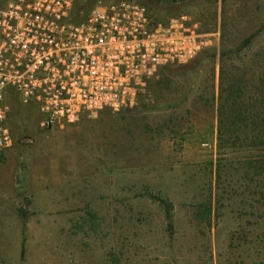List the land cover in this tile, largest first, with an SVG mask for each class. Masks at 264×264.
Returning a JSON list of instances; mask_svg holds the SVG:
<instances>
[{"label":"rangeland","instance_id":"374dc122","mask_svg":"<svg viewBox=\"0 0 264 264\" xmlns=\"http://www.w3.org/2000/svg\"><path fill=\"white\" fill-rule=\"evenodd\" d=\"M163 6L149 8L157 20L187 15L219 34L202 56L253 33L245 59L264 50V0ZM194 63L159 75L134 108L63 129L44 130L35 107L12 104L14 144L0 155V264H264V207L252 208L238 172L233 196L216 190L220 62ZM156 197L174 204L171 224Z\"/></svg>","mask_w":264,"mask_h":264},{"label":"built area","instance_id":"2783aa9c","mask_svg":"<svg viewBox=\"0 0 264 264\" xmlns=\"http://www.w3.org/2000/svg\"><path fill=\"white\" fill-rule=\"evenodd\" d=\"M76 0H0V155L14 144L12 104L33 106L44 130L134 108L150 82L213 48L187 15L157 20L135 0L99 3L80 23Z\"/></svg>","mask_w":264,"mask_h":264},{"label":"trees","instance_id":"16d2710c","mask_svg":"<svg viewBox=\"0 0 264 264\" xmlns=\"http://www.w3.org/2000/svg\"><path fill=\"white\" fill-rule=\"evenodd\" d=\"M99 1L76 0L71 20L75 23L82 22ZM222 1L228 2V0ZM137 2L147 8L165 9L164 4H175L179 0H137ZM258 35L253 33L235 46L227 45L222 41L218 55L217 53L211 56L209 53L203 56L201 54L194 60L196 66L207 58L218 59L220 62L217 142L220 155L224 158L218 159L216 164V190L218 194L222 191L227 196H233L235 193L230 179L233 181L235 172H238V182H247L250 186L253 209L264 207V50L254 53L248 60L245 58ZM237 63L241 67H238ZM173 73L172 68H167L160 76H170ZM235 150H243L248 155L235 163L233 159L227 158L230 151L233 153ZM211 164L213 166V162ZM156 201L171 224L174 204L162 197H156ZM205 210L208 215L213 214L212 199ZM259 250L257 248L256 252ZM260 257L259 255L257 258Z\"/></svg>","mask_w":264,"mask_h":264}]
</instances>
